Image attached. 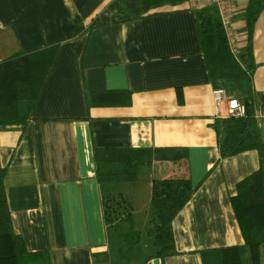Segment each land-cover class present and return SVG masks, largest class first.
Instances as JSON below:
<instances>
[{
	"label": "crops",
	"instance_id": "0c3cea01",
	"mask_svg": "<svg viewBox=\"0 0 264 264\" xmlns=\"http://www.w3.org/2000/svg\"><path fill=\"white\" fill-rule=\"evenodd\" d=\"M191 1L143 14L140 0H0V64L58 46L32 119L0 126L12 223L29 253H49L51 264H203V252L244 245L232 199L260 168V154L221 159L213 125L227 107L216 111L195 17L201 8ZM249 2L235 0L232 30L234 55L252 72L257 112L264 110V10L250 42ZM114 91L129 92L132 105L90 107L91 93ZM257 124L264 142V121ZM97 148L187 149L195 192L173 221L177 255L152 258L148 233L154 179L179 176L180 166L155 162L136 182L102 185ZM119 194L141 235L130 255L119 252L130 226L104 219V198Z\"/></svg>",
	"mask_w": 264,
	"mask_h": 264
},
{
	"label": "trees",
	"instance_id": "16d2710c",
	"mask_svg": "<svg viewBox=\"0 0 264 264\" xmlns=\"http://www.w3.org/2000/svg\"><path fill=\"white\" fill-rule=\"evenodd\" d=\"M190 0H140L143 14L165 6H177ZM264 10V0H250L246 22L250 42L255 24ZM138 16V15H137ZM200 39L207 58L214 87L222 88L245 104L241 118L217 119L213 127L219 137L221 159L257 150L260 168L238 184L232 199L244 245L203 252V264H262L264 244V142L255 118L252 98V72L244 70L231 50L219 10L209 6L195 10ZM58 46L31 54H17L0 64V126L25 125L51 71ZM90 107H128L132 105L127 91L95 92L88 98ZM97 179L102 185L136 182L144 170L155 162L176 163L179 176L154 179L151 201V229L155 254L152 258H168L178 254L173 221L194 195L190 178L188 151L185 148H97ZM6 169L0 163V264H51L49 253L31 254L13 227L5 187ZM104 219L108 226L119 227L121 220L130 226L120 235L122 255L137 253L140 233L133 230L132 207L119 194L104 198ZM130 255V254H129ZM247 257V259H246Z\"/></svg>",
	"mask_w": 264,
	"mask_h": 264
},
{
	"label": "built area",
	"instance_id": "2783aa9c",
	"mask_svg": "<svg viewBox=\"0 0 264 264\" xmlns=\"http://www.w3.org/2000/svg\"><path fill=\"white\" fill-rule=\"evenodd\" d=\"M191 5L196 8H205L209 6H215L218 8L231 50L235 54L237 52V40L232 30V17L235 13V0H192ZM214 101L218 113L220 112V106L224 103L226 104L227 117L241 118L246 115V106L224 89H216L214 91ZM255 118L257 123L264 121V110L257 111L255 113Z\"/></svg>",
	"mask_w": 264,
	"mask_h": 264
},
{
	"label": "rangeland",
	"instance_id": "374dc122",
	"mask_svg": "<svg viewBox=\"0 0 264 264\" xmlns=\"http://www.w3.org/2000/svg\"><path fill=\"white\" fill-rule=\"evenodd\" d=\"M223 111H222V114H225L226 112H225V110L224 109H222ZM147 241V240H146ZM152 248H154L153 247V244L150 246V249H152ZM246 259H247V257H246Z\"/></svg>",
	"mask_w": 264,
	"mask_h": 264
},
{
	"label": "bare ground",
	"instance_id": "6f19581e",
	"mask_svg": "<svg viewBox=\"0 0 264 264\" xmlns=\"http://www.w3.org/2000/svg\"><path fill=\"white\" fill-rule=\"evenodd\" d=\"M235 56H237V55H235ZM237 60H238V58H237ZM226 90V89H225ZM234 97V96H233ZM244 104V103H243ZM245 105V104H244ZM221 108H222V106H221ZM220 116V115H219ZM218 117V116H217ZM261 124V123H260Z\"/></svg>",
	"mask_w": 264,
	"mask_h": 264
}]
</instances>
